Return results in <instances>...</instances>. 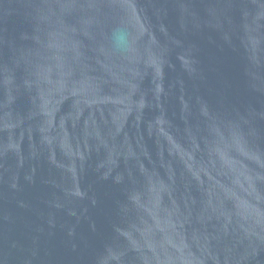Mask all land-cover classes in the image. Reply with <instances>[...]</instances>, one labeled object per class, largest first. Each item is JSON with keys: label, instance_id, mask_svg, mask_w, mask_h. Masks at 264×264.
<instances>
[{"label": "water", "instance_id": "1", "mask_svg": "<svg viewBox=\"0 0 264 264\" xmlns=\"http://www.w3.org/2000/svg\"><path fill=\"white\" fill-rule=\"evenodd\" d=\"M0 264H264V0H0Z\"/></svg>", "mask_w": 264, "mask_h": 264}, {"label": "clouds", "instance_id": "2", "mask_svg": "<svg viewBox=\"0 0 264 264\" xmlns=\"http://www.w3.org/2000/svg\"><path fill=\"white\" fill-rule=\"evenodd\" d=\"M111 41L113 48L117 52L126 55L132 51L135 38L129 26L121 24L113 29L111 33Z\"/></svg>", "mask_w": 264, "mask_h": 264}]
</instances>
